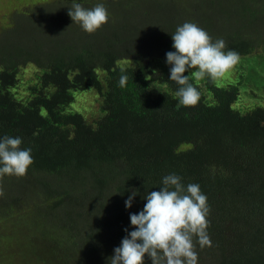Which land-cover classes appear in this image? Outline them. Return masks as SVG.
<instances>
[{
  "label": "trees",
  "instance_id": "16d2710c",
  "mask_svg": "<svg viewBox=\"0 0 264 264\" xmlns=\"http://www.w3.org/2000/svg\"><path fill=\"white\" fill-rule=\"evenodd\" d=\"M13 1L29 12L0 9V137H21L34 163L0 178L2 264H16L11 252L23 264H108L133 230L130 213L172 173L208 198L212 246H196L198 264H264V98L253 91L242 104L247 72L190 76L201 99L177 110L166 63L170 34L185 22L222 38L225 51L256 56L264 0H78L110 14L94 34L71 20V0ZM262 62L251 78L261 81ZM20 206L28 211L14 221Z\"/></svg>",
  "mask_w": 264,
  "mask_h": 264
},
{
  "label": "clouds",
  "instance_id": "9594fccd",
  "mask_svg": "<svg viewBox=\"0 0 264 264\" xmlns=\"http://www.w3.org/2000/svg\"><path fill=\"white\" fill-rule=\"evenodd\" d=\"M68 15L88 34L107 25L110 18L103 3L86 8L78 0H71ZM170 35L175 51L166 53V63L170 66V81L179 85L175 92L176 109L195 107L201 93L189 82L190 76L221 78L239 62L240 56L234 50L225 51L222 38L213 41L193 22L183 23ZM186 72L190 74L185 75ZM127 79L121 75L120 87L125 86ZM22 143L19 136L0 137V178L23 177L33 165L32 150L21 147ZM161 183L159 191H150L143 197L146 203L139 213H130L133 230L125 229L126 236L114 249L108 264H145L146 256L151 264H198L196 246L201 249L212 246L207 231L210 207L200 185H185L175 173L164 176ZM138 194L131 191L125 200L126 209L132 208Z\"/></svg>",
  "mask_w": 264,
  "mask_h": 264
},
{
  "label": "rangeland",
  "instance_id": "374dc122",
  "mask_svg": "<svg viewBox=\"0 0 264 264\" xmlns=\"http://www.w3.org/2000/svg\"><path fill=\"white\" fill-rule=\"evenodd\" d=\"M47 3L48 2H45L44 4H47ZM28 5L29 4L25 3V2L20 5V4L15 3L13 0H11V2H10V0H0V9L5 10L6 12H11L12 9H14L15 12L19 10L20 13L26 12V11L29 12V6ZM18 7H19V9H17ZM3 15H4V11L2 13H0V17H3ZM255 54H257V55L251 56L248 58H240L239 62L229 72H227L225 74L226 80H228L229 77H231L233 79H237L238 76L244 75L247 72V74H246L247 79L245 81V85H246L247 89L242 92V104L245 106H250L252 104V102L255 100V97L253 95V91H256V93L259 97L264 98V76H262V78H259V79H261V81L257 80V79H253L250 77L251 71L255 74L258 73V70H256V69L251 70V65L254 64L256 60L259 62V64L261 61H264L263 60L264 59V48H261L258 51H255ZM161 63L162 62H160V61L155 62L156 67H157V64H159L158 66H160ZM258 69L261 71L264 69V62L261 63V66L258 65ZM33 74H34V71L32 69V66H30V65L27 66V68L23 72V76L25 77L26 80H30L33 77ZM260 99L264 101V99H262V98H260ZM86 100H93V99L89 98ZM86 100H85V103H86ZM83 101H84V97L83 98L77 97L76 104L73 107L75 109L81 108V103H83ZM20 207L25 208L22 206H20ZM27 208H25L24 210L23 209L19 210L18 208H17V210H14V215L12 214L14 221L19 220L20 216L25 214L28 211ZM0 224H1V222H0ZM7 254H9L8 257L14 258L16 264H19V262H21L22 264L25 263V260L21 259L17 253L13 254V252H11V253H7ZM7 262H10L9 258L6 259L4 264H8ZM0 264H2L1 260H0Z\"/></svg>",
  "mask_w": 264,
  "mask_h": 264
}]
</instances>
